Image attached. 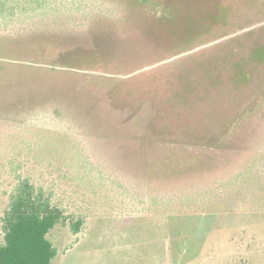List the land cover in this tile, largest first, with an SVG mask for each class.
I'll return each instance as SVG.
<instances>
[{
    "label": "rangeland",
    "instance_id": "obj_1",
    "mask_svg": "<svg viewBox=\"0 0 264 264\" xmlns=\"http://www.w3.org/2000/svg\"><path fill=\"white\" fill-rule=\"evenodd\" d=\"M0 5V147L84 219L54 264H264V0Z\"/></svg>",
    "mask_w": 264,
    "mask_h": 264
},
{
    "label": "trees",
    "instance_id": "obj_2",
    "mask_svg": "<svg viewBox=\"0 0 264 264\" xmlns=\"http://www.w3.org/2000/svg\"><path fill=\"white\" fill-rule=\"evenodd\" d=\"M261 56L263 61V52ZM254 71L251 64L236 65L230 78L236 92L248 87ZM11 145L16 152L12 156L9 155L8 145L0 147V173H8L14 180L12 189L4 192L8 196V203L1 217L3 240L0 242V264H54L59 250L49 233L59 225L69 224L72 232L78 234L84 219L68 214L53 201L51 193L19 171L20 151L30 144L23 138H17Z\"/></svg>",
    "mask_w": 264,
    "mask_h": 264
}]
</instances>
